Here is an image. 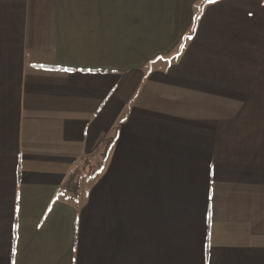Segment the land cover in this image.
Listing matches in <instances>:
<instances>
[{"label": "crops", "instance_id": "crops-1", "mask_svg": "<svg viewBox=\"0 0 264 264\" xmlns=\"http://www.w3.org/2000/svg\"><path fill=\"white\" fill-rule=\"evenodd\" d=\"M0 264H264V0H0Z\"/></svg>", "mask_w": 264, "mask_h": 264}, {"label": "trees", "instance_id": "trees-1", "mask_svg": "<svg viewBox=\"0 0 264 264\" xmlns=\"http://www.w3.org/2000/svg\"><path fill=\"white\" fill-rule=\"evenodd\" d=\"M110 141L105 142L104 146L100 148L99 151V158L97 159V163L91 165L88 174V179L93 180L95 177H97L104 169L109 151H110ZM80 175L78 173L71 174V178L65 185V188L69 190L72 194L75 193V191L78 189L79 181H80Z\"/></svg>", "mask_w": 264, "mask_h": 264}, {"label": "snow or ice", "instance_id": "snow-or-ice-1", "mask_svg": "<svg viewBox=\"0 0 264 264\" xmlns=\"http://www.w3.org/2000/svg\"><path fill=\"white\" fill-rule=\"evenodd\" d=\"M69 71H70V69H69Z\"/></svg>", "mask_w": 264, "mask_h": 264}]
</instances>
